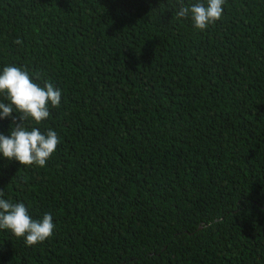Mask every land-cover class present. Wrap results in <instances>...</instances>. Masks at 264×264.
I'll return each mask as SVG.
<instances>
[{"label":"trees","instance_id":"1","mask_svg":"<svg viewBox=\"0 0 264 264\" xmlns=\"http://www.w3.org/2000/svg\"><path fill=\"white\" fill-rule=\"evenodd\" d=\"M178 9L0 0V71L61 91L24 121L57 133L46 165L0 154V198L56 227L33 246L0 229V264H264V0L204 30Z\"/></svg>","mask_w":264,"mask_h":264},{"label":"clouds","instance_id":"2","mask_svg":"<svg viewBox=\"0 0 264 264\" xmlns=\"http://www.w3.org/2000/svg\"><path fill=\"white\" fill-rule=\"evenodd\" d=\"M226 0H207V3L196 0L184 4L179 0L176 18H191L195 29L204 30L219 20L223 14ZM19 44L21 41H15ZM0 93H5L10 103L0 102V119L11 117L13 127L10 135L0 133V154L20 165H38L44 167L55 152L59 138L52 129L42 133L38 128L26 129L24 121L29 117L37 123L47 119L49 108L59 107L61 91L52 83L45 82L41 87L29 74L15 65H6L0 71ZM19 116H13L14 112ZM17 120L19 122H17ZM4 192L0 189V197ZM56 225L50 213H44L41 219L32 218L24 203H13L0 198V229H8L16 237H23L26 246H33L50 238Z\"/></svg>","mask_w":264,"mask_h":264}]
</instances>
